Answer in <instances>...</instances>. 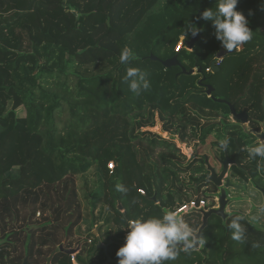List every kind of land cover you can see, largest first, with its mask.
Instances as JSON below:
<instances>
[{
	"label": "trees",
	"instance_id": "obj_1",
	"mask_svg": "<svg viewBox=\"0 0 264 264\" xmlns=\"http://www.w3.org/2000/svg\"><path fill=\"white\" fill-rule=\"evenodd\" d=\"M216 4L0 0V264H49L52 255L50 264H73L68 250H78L79 264H115L108 258L118 261L128 220L159 218L192 200L216 206L219 189L204 180L210 176L207 158L217 173L222 170L215 155L224 151L221 141L234 154L240 147L246 158L228 175L241 186L228 189L237 211L226 219L211 216L202 234L206 243L179 249L165 264H264V173L261 158L249 156L257 138L232 121L227 103L216 101L247 113L249 128L260 133L264 0H239L236 10L249 21L252 39L218 62L222 42L212 22L199 18ZM188 23L199 29L192 50ZM124 47L132 51L128 64L120 63ZM175 57L179 65L164 67ZM129 67L146 73L147 91L129 90ZM157 119L162 135L197 141L190 159L175 143L145 131ZM160 146L166 149L154 161ZM248 199L260 204L249 218L238 212L249 208ZM237 215L244 218V242L233 240L228 227ZM179 216L196 232L202 226L198 210ZM99 242L108 244L106 252Z\"/></svg>",
	"mask_w": 264,
	"mask_h": 264
},
{
	"label": "clouds",
	"instance_id": "obj_2",
	"mask_svg": "<svg viewBox=\"0 0 264 264\" xmlns=\"http://www.w3.org/2000/svg\"><path fill=\"white\" fill-rule=\"evenodd\" d=\"M238 3L239 0H217L215 11L204 10L199 17L212 22L216 39L222 42V48L228 53L239 50L252 39L253 32L249 21L244 14L236 10ZM189 32L195 37L199 34V29L188 23L185 35ZM132 58L131 49L124 47L121 50L120 63L128 64ZM124 82L129 90L137 95L151 86L146 79V73L132 67L127 69ZM227 143L221 141L224 147H227ZM249 156L264 158V143L251 147ZM117 190L127 191L121 185H117ZM243 219L237 215L231 219L228 226L232 230V239L237 242L246 240L247 230L241 223ZM126 230L125 243L116 252L118 264H165L166 261L177 258L181 247L191 249L197 244L206 243V238L203 235L198 237L196 230L175 211H168L159 218L128 220ZM253 247L258 248L260 245L256 243Z\"/></svg>",
	"mask_w": 264,
	"mask_h": 264
},
{
	"label": "water",
	"instance_id": "obj_3",
	"mask_svg": "<svg viewBox=\"0 0 264 264\" xmlns=\"http://www.w3.org/2000/svg\"><path fill=\"white\" fill-rule=\"evenodd\" d=\"M198 41H199V34L196 35L195 37H193L192 40L189 42L188 50H192V48L194 47V45ZM225 55H226V51L222 50L217 56V62L219 60H222ZM154 60H156V59L154 58ZM217 62H215L213 64V69L214 70L218 69L217 68ZM162 63L164 65V67H166V68H172V67H175V66L179 65V62H178L176 57L171 59V60L164 61ZM192 73H193V71H192ZM213 92H214V88L212 86L208 85L207 86V94H208V96H212ZM216 101H218L220 103H227V105L230 107V110H231L232 121L234 123L241 124L243 129L245 130V132H247L249 134H253L259 141H264V129L260 133L256 132L255 130L247 129V126L249 124V115L247 113H238L236 108H235V106L233 104H231V103L225 102V101L220 100V99H218ZM240 153H241V149L239 147L237 152H236L235 160H231L227 156L226 160L222 163L223 169H222V171L219 174L209 164V159L208 158L206 159V163L208 165L207 168H208V171L210 172V176L206 180H204V182L205 183L211 182L218 189H221V194L218 197L220 206H219V209H210L208 211L200 210V212L203 215V218H202V222L203 223H202V226L199 228V230L196 232L198 237L201 236L203 234L204 230L207 228L208 221H209L211 216L216 215V216H218L220 218H223V219H226L229 216V215L226 214V209H227V206H228V203H229V196L227 195L226 190L230 189V188H236V186L233 185L231 183L230 179L228 178L229 169H230L231 166L240 167L241 163L245 162L244 159L241 157ZM98 248H101V249H103L106 252L108 246L107 245H103L101 242H99L98 243ZM200 248H201V245L197 244L191 249H185L183 247H181L180 249L185 250V251H192V250H199ZM62 250H63V248H60L56 252L62 251ZM66 252L69 255H72V254L76 253L77 251L76 250H68ZM52 256L49 258V264L51 262ZM108 261L114 262L115 264H118V261H113L110 258H108Z\"/></svg>",
	"mask_w": 264,
	"mask_h": 264
},
{
	"label": "rangeland",
	"instance_id": "obj_4",
	"mask_svg": "<svg viewBox=\"0 0 264 264\" xmlns=\"http://www.w3.org/2000/svg\"><path fill=\"white\" fill-rule=\"evenodd\" d=\"M157 126L154 128V129H150V130H145V131H149V132H151V133H157V134H159L160 136H162V138L164 139V140H167V141H170V142H173V143H175L176 144V148L180 151V154L181 155H183V157H186L184 154H183V152H182V150H181V148L179 147L180 145L183 147V143H181L180 141H178V140H174L173 138H172V136H170V135H166V134H163L162 135V124H161V122L159 121V119H157ZM247 129H249V126H247ZM193 138H192V136H189V139H187V145H188V148L189 147H192V146H194L196 143L195 142H197L196 140H192ZM214 142V141H213ZM213 142H211V141H209V142H207L208 144H212ZM144 143V146L146 147L148 144L147 143H145V141L143 142ZM185 143V144H186ZM217 145H221V146H223L221 143H219V142H217ZM229 144H227V147H225L224 148V151H216L215 152V155L216 156H218L219 157V159H224V154H223V152H227L228 153V155H231V156H235V154H234V150H233V148L232 147H230V146H228ZM250 146V145H249ZM249 146L247 147V148H249ZM224 147V146H223ZM246 148V149H247ZM165 147H157V148H155L154 149V155L152 156V158H153V160L154 161H156V160H158V157H159V154L160 153H162L163 151H165ZM184 151V150H183ZM187 152H188V149L186 150ZM240 155H241V157L243 158V159H246L245 157H244V153H240ZM187 159V158H186ZM188 160V159H187ZM246 161V160H245ZM261 161H262V163H261V166H260V171H261V173H264V158H261ZM215 162V161H214ZM213 162V163H214ZM212 163V164H213ZM213 165H215V164H213ZM216 167L217 168H219V166L218 165H216ZM232 169V168H231ZM231 181V180H230ZM235 182H236V179H235ZM79 183H80V196H81V198H82V201L84 202V201H86V199L84 198V196H83V193H81V191L83 190L82 189V185H81V181H79ZM233 185H235L236 186V188L238 187V188H240L241 189V186L236 182V183H234ZM224 189V188H223ZM226 192H227V195L229 196V203H228V206H227V209H226V214L227 215H230V213L231 212H233V210H236V208H233L232 207V201L234 200V198H231L230 197V195H229V193L230 192H228V189L226 190ZM221 194V189H219V193H218V196H217V198L219 197V195ZM231 195H234V193L233 194H231ZM235 195H237V194H235ZM194 197V195L193 196H190V198H193ZM237 200H239V198H236V200L235 201H237ZM249 200V208L247 209V210H245V209H239V211L238 212H240L242 215H244V216H247L248 218L250 217L249 215H248V213L253 209L252 208V206H260V204L259 203H257V204H255L254 202H253V200L252 201H250V199H248ZM218 201V200H217ZM188 203V202H187ZM215 204H216V209H219V206H220V204H219V201H218V203H216L215 202ZM86 205V204H85ZM262 206H264V203H263V205L261 204V207ZM237 211V210H236ZM180 215V214H179ZM178 215V216H179ZM86 227H88V228H90V224H89V222H87L86 223ZM106 230V229H105Z\"/></svg>",
	"mask_w": 264,
	"mask_h": 264
},
{
	"label": "built area",
	"instance_id": "obj_5",
	"mask_svg": "<svg viewBox=\"0 0 264 264\" xmlns=\"http://www.w3.org/2000/svg\"><path fill=\"white\" fill-rule=\"evenodd\" d=\"M179 147L181 148L183 154L186 156L187 159H190V158L194 155L193 148H192V147H189V148H188V145H187V144L183 143V147H182L181 145H180ZM187 149H188V152L186 151ZM183 150H184V151H183ZM109 167H110L111 169H113L114 165L111 163V164L109 165ZM141 194H142V195H145V192H144V191H141ZM217 200L219 201V198H215L214 201H215L216 203H218ZM208 204H209V203L206 202V201H200V204L198 205L196 201L192 200V201L186 203L185 205H183V206H182L178 211H176V212H177V214L179 215V214H181V213H188V212H190V211H192V210H198V211H200V210H206V211H208V210H210V209H216V208H215L216 206L213 207V208L207 209ZM76 251H77L76 253L70 255V256H71V261H72L73 264H79L78 261H77L78 250H76Z\"/></svg>",
	"mask_w": 264,
	"mask_h": 264
},
{
	"label": "flooded vegetation",
	"instance_id": "obj_6",
	"mask_svg": "<svg viewBox=\"0 0 264 264\" xmlns=\"http://www.w3.org/2000/svg\"><path fill=\"white\" fill-rule=\"evenodd\" d=\"M250 119V118H249ZM248 126H249V124H248ZM250 129V128H249ZM263 129H264V125L262 126V128H261V131L260 132H262L263 131ZM252 130V129H251ZM258 144L259 143H264V141H259L258 139H257V141H256ZM244 151H242V149H241V153H243ZM227 156H228V158L229 159H231V160H235V158H236V154H235V156H231V155H228V153L225 151V156H224V159H222V160H220V165H221V167H222V169H223V165H222V163L226 160V158H227ZM246 159H244V161H245ZM246 162V161H245ZM244 163V162H243ZM233 166H231L230 167V169H229V171L231 170V168H232ZM222 171V170H221ZM219 174V173H218Z\"/></svg>",
	"mask_w": 264,
	"mask_h": 264
},
{
	"label": "crops",
	"instance_id": "obj_7",
	"mask_svg": "<svg viewBox=\"0 0 264 264\" xmlns=\"http://www.w3.org/2000/svg\"><path fill=\"white\" fill-rule=\"evenodd\" d=\"M86 229V227H85V225H83V230H85ZM93 232H94V234L96 235L97 234V226L95 227V229H93ZM108 235H107V233L103 230V241H105L104 239L107 237ZM102 244L103 245H108V244H106V243H103L102 242Z\"/></svg>",
	"mask_w": 264,
	"mask_h": 264
}]
</instances>
